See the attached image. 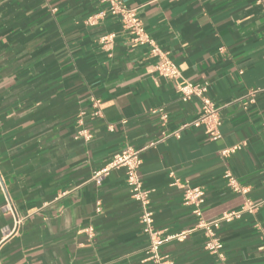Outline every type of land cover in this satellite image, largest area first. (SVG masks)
<instances>
[{"label":"crops","instance_id":"1","mask_svg":"<svg viewBox=\"0 0 264 264\" xmlns=\"http://www.w3.org/2000/svg\"><path fill=\"white\" fill-rule=\"evenodd\" d=\"M121 1L180 80L158 74L152 47L133 46L104 0H0V264H151L126 170L94 179L128 148L143 150L138 175L155 229L187 232L161 248L172 264H264V6ZM182 80L209 84L220 140L203 128L170 135L201 113L199 100L181 101ZM82 129L92 140L77 138ZM227 171L243 192L228 187ZM183 185L204 190L207 221L241 212L217 231L225 261L205 249Z\"/></svg>","mask_w":264,"mask_h":264},{"label":"built area","instance_id":"2","mask_svg":"<svg viewBox=\"0 0 264 264\" xmlns=\"http://www.w3.org/2000/svg\"><path fill=\"white\" fill-rule=\"evenodd\" d=\"M109 3L108 13L114 16H118L121 19L122 26L127 32L131 44L133 46L138 45H150L152 47V55L158 58V62L155 66L158 74L171 81H178L181 79L180 72L177 66L163 54L157 45L147 35L145 28L139 19L137 11L127 7L121 0H104ZM258 4L264 6V0H258ZM104 13L92 18V23H95L98 18H102ZM208 83H192L182 80L177 87L178 94L181 101L188 103L191 100H199L201 103L200 116L192 121L186 122L179 126V128L172 134L176 138H181L182 135L192 128H203L207 138L211 142L218 141L222 138L221 132V118L220 109L217 108L212 99L208 96L209 91ZM256 91L251 93V96H255ZM253 102V100H252ZM96 107L99 106V102H95ZM153 113H158L163 124L168 122L169 116L166 114L163 108L154 110ZM77 138H83L85 141L92 140V134L85 129L79 130ZM243 145H237L232 148L223 150L221 152L222 157L227 158L230 155L241 150ZM143 150H135L128 148L118 154H116L112 160L102 170L98 171L94 175L95 180H100L104 176H107L113 170L124 168L127 176V186L131 192L132 198L139 203L142 209L140 223L143 233L148 237L149 244L146 250L147 260L151 264H172L171 260L162 254V246L172 240L182 241L186 238L187 232L172 236L163 237L162 232L155 229L153 213L149 210L150 198L152 191L145 189L141 179L138 175V170L141 166L140 155ZM227 180V185L234 192H243V189L239 186L237 180L230 171H227L224 175ZM184 190L183 201L184 204L190 207L193 214L198 219L197 228L204 231L206 243L205 249L219 258L220 261H225V255L223 252V244L217 236V231L220 229L221 224L230 222L233 219H238L241 216V212H230L224 214L221 218L207 221L203 218V206L205 204V192L200 187H192L190 185H183ZM257 205L247 203L243 208L244 210L254 211ZM13 211V208H9ZM20 220L17 218V224ZM88 232H92L91 229ZM263 248H264V228L261 230Z\"/></svg>","mask_w":264,"mask_h":264}]
</instances>
